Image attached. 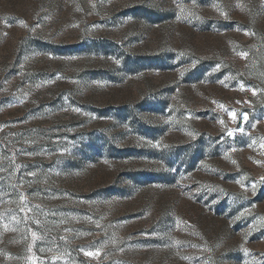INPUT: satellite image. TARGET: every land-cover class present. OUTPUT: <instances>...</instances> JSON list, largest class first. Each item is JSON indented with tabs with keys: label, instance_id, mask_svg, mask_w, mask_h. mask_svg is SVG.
Returning a JSON list of instances; mask_svg holds the SVG:
<instances>
[{
	"label": "rangeland",
	"instance_id": "obj_1",
	"mask_svg": "<svg viewBox=\"0 0 264 264\" xmlns=\"http://www.w3.org/2000/svg\"><path fill=\"white\" fill-rule=\"evenodd\" d=\"M0 264H264V0H0Z\"/></svg>",
	"mask_w": 264,
	"mask_h": 264
},
{
	"label": "snow or ice",
	"instance_id": "obj_2",
	"mask_svg": "<svg viewBox=\"0 0 264 264\" xmlns=\"http://www.w3.org/2000/svg\"><path fill=\"white\" fill-rule=\"evenodd\" d=\"M245 119H247V117L245 116ZM94 253H88V255H93Z\"/></svg>",
	"mask_w": 264,
	"mask_h": 264
}]
</instances>
